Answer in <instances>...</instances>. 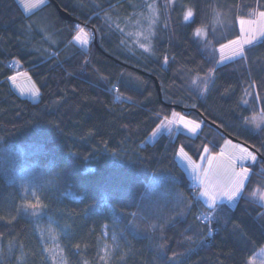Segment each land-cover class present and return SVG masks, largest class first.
I'll return each instance as SVG.
<instances>
[{
    "label": "trees",
    "instance_id": "trees-1",
    "mask_svg": "<svg viewBox=\"0 0 264 264\" xmlns=\"http://www.w3.org/2000/svg\"><path fill=\"white\" fill-rule=\"evenodd\" d=\"M55 1L75 21L49 0L33 15L17 0H0V264H21L11 246L22 264H55L44 229L67 264H103L105 226L118 243L109 264H250L264 248V205L253 198L264 188V125L246 127L264 114V39L224 65L208 49L237 39L238 21L264 10V0L160 2L151 53L127 28L140 13L137 0ZM39 15L47 35L35 24ZM81 29L91 32L86 48L75 43ZM21 71L33 76L38 102L10 86ZM211 71L202 93L195 83ZM173 112L202 121L200 134L149 144ZM230 138L258 160L236 206L209 209L177 153L184 148L196 160ZM28 164L41 171L36 208L21 203L9 169Z\"/></svg>",
    "mask_w": 264,
    "mask_h": 264
},
{
    "label": "rangeland",
    "instance_id": "rangeland-1",
    "mask_svg": "<svg viewBox=\"0 0 264 264\" xmlns=\"http://www.w3.org/2000/svg\"><path fill=\"white\" fill-rule=\"evenodd\" d=\"M17 1L26 15H33V13L47 3V0H42V2L33 0V2H38V7L31 9L30 11H25L22 6L25 0ZM176 1L178 0H137L133 2L137 7V11L139 9L140 13L127 22V28H130L129 31L131 32L129 35H132L138 44L145 45V47H141L145 52H152V37L160 15V2L163 4L170 3L171 5H174ZM261 12H264V10L256 11L250 18L243 19L248 22L243 25L240 23L242 19L238 21L240 36L237 39L218 47L216 50H213L211 47L208 49L210 52L214 51L217 54L218 65H224L240 58L243 56L245 48L257 44L264 39V18L260 17L259 14ZM192 18L193 16L188 20H185L190 21ZM46 23V19L40 15L35 20V24L42 30L44 29L43 31L45 35L48 34V32L45 31L48 27V24ZM89 33L91 34L90 31ZM89 33L87 30H83V33H78L81 35L82 40H86L87 42L81 43L74 38L75 43L86 48L90 43ZM206 35V31L201 30L198 37L204 41ZM248 41H251V43ZM17 69H19V66H17ZM213 74V71H211L208 76L202 79L199 78L195 83V87L200 89L202 93H206ZM13 77H15L14 80L12 79ZM12 78H9L10 86L20 97L31 100L32 102H38L40 100V90L29 71L18 72L12 76ZM37 89L39 90V95H33V92ZM196 125H199V127L196 128V131H190V129L196 127ZM262 125H264V114L253 117L246 122L247 129L252 131H257ZM202 126L203 122L200 120L193 119L180 112H173L171 117L162 120V123H160V125L152 132L153 134L149 136L147 142L153 144L163 135L175 138L180 133L190 137H196L200 134ZM226 142L225 145H222L219 150L220 152L213 151L211 147L207 146L206 148L208 149V152L206 153L203 151L200 158L196 160L184 150V148L183 150L184 153L187 154L186 156L180 153L181 148L177 153L178 164L184 170L193 185H196L199 188L197 193L198 197L209 209H213L219 203H225L234 208L241 197L251 174L250 166L255 164L258 160L256 153L244 144L240 143L241 145H237L230 139H227ZM249 153H251V156L248 155ZM213 157H215V159H213ZM252 157H254V159ZM8 159L12 162L19 159L18 151L9 152L7 154V160ZM209 160H211V164H209ZM193 163L199 166L196 171H193ZM9 167V169L14 172L13 182L15 189L19 191L21 203L28 207L30 204L38 205L40 202L39 192L41 176V171L38 165L28 164L18 172L15 171L13 166L10 165ZM241 180L242 187L235 198L229 200L227 197L221 195V193L231 189ZM205 188H207L209 192L217 194L215 200L201 195ZM254 193L255 195L253 194V198L264 205V199L261 198L262 195H264V188L260 190L257 189ZM41 234L45 250L55 264H67L65 253L53 238L49 229H44ZM117 247L118 243L116 239L109 236L108 226H105L103 228V240L99 250L103 264H109L112 261ZM8 251L10 257L16 255L19 257L18 263H23L24 255L21 250L16 246H11ZM250 264H264V248L257 253L256 257L251 260Z\"/></svg>",
    "mask_w": 264,
    "mask_h": 264
},
{
    "label": "snow or ice",
    "instance_id": "snow-or-ice-1",
    "mask_svg": "<svg viewBox=\"0 0 264 264\" xmlns=\"http://www.w3.org/2000/svg\"><path fill=\"white\" fill-rule=\"evenodd\" d=\"M38 2H42V0H38ZM38 2H33V0H25V2H23L22 6L24 7L25 11H30L31 9H34V8L38 7ZM259 15H260L261 18H264V12H261ZM191 16H192V12H191V10H189L185 14V19L188 20ZM240 23H241V25H243V24L248 23V22L242 19L240 21ZM81 33H83V30L82 29H81ZM196 34L197 35H200V31L198 30ZM84 35H86V34H84ZM75 39L77 41H80L81 43H86L87 42L86 40H82L80 34H78L75 37ZM248 42L251 43V41H248ZM140 46L141 47H145V45H143V44H141ZM241 55H242V53H241ZM12 79L14 80L15 77H13ZM33 95H39V90L38 89L35 90L33 92ZM197 127H199V125H196V127L191 128L190 131L195 132ZM204 151L207 153L208 152V149L205 148ZM180 153L182 155H184V156L187 155L186 153H184L183 148L180 149ZM248 155L251 156V153H249ZM252 158L254 159V157H252ZM213 159H215V157H213ZM209 164H211V160H209ZM198 167H199L198 165H195L193 163V171H196V169ZM241 187H242V180L241 181H238L231 189H229V190L224 191L223 193H221V195L227 197V199H229V200H232L233 198H235L239 194ZM201 195L204 196V197H209L212 200H215L217 194L216 193H211V192H209V190L207 188H205V190L201 193ZM254 195H255V193H254ZM261 198L264 199V195H262ZM29 207L36 208L37 205L36 204H30Z\"/></svg>",
    "mask_w": 264,
    "mask_h": 264
},
{
    "label": "water",
    "instance_id": "water-1",
    "mask_svg": "<svg viewBox=\"0 0 264 264\" xmlns=\"http://www.w3.org/2000/svg\"><path fill=\"white\" fill-rule=\"evenodd\" d=\"M50 2H53L54 6L57 8L58 12H60L59 14L61 15V17L64 19V20H69V21H75L74 18H72L68 12H66L64 9L61 8V6L55 1V0H49ZM158 89L160 90L159 86H158ZM230 140H233V141H237L235 139H232L230 138Z\"/></svg>",
    "mask_w": 264,
    "mask_h": 264
},
{
    "label": "crops",
    "instance_id": "crops-1",
    "mask_svg": "<svg viewBox=\"0 0 264 264\" xmlns=\"http://www.w3.org/2000/svg\"><path fill=\"white\" fill-rule=\"evenodd\" d=\"M232 141H233V140H232ZM233 142H235V141H233ZM226 143H227V142H225L224 145H225ZM235 144H237V145H241V144H240L239 142H237V141L235 142ZM237 149H238V148H237ZM218 152H220V151L218 150Z\"/></svg>",
    "mask_w": 264,
    "mask_h": 264
},
{
    "label": "built area",
    "instance_id": "built-area-1",
    "mask_svg": "<svg viewBox=\"0 0 264 264\" xmlns=\"http://www.w3.org/2000/svg\"><path fill=\"white\" fill-rule=\"evenodd\" d=\"M195 188H198L196 185H193Z\"/></svg>",
    "mask_w": 264,
    "mask_h": 264
}]
</instances>
